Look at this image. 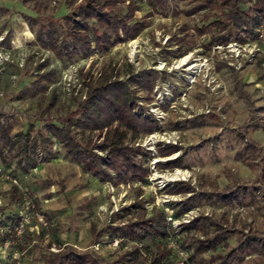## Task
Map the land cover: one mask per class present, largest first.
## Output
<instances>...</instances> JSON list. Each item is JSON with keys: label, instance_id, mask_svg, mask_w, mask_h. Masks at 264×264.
I'll list each match as a JSON object with an SVG mask.
<instances>
[{"label": "rangeland", "instance_id": "obj_1", "mask_svg": "<svg viewBox=\"0 0 264 264\" xmlns=\"http://www.w3.org/2000/svg\"><path fill=\"white\" fill-rule=\"evenodd\" d=\"M131 1L139 7L135 18L147 20L136 37L114 44L104 54L61 62L33 42L23 15L35 13L19 0H0L7 8L0 10V113L9 118L10 135L28 130L30 137L37 132L46 136L40 118H60L83 98L81 72L95 76L109 63L121 78L130 70L146 68L157 76L149 99L137 102L157 130L128 136L129 144L149 154L144 180L117 186L102 183L65 158L54 139L46 145L37 141L28 152L36 165L21 160L25 171L16 166L13 152L3 150L0 225L10 216H29L18 243L21 248H12L22 252L20 262L31 264L41 263L39 249L48 246L56 252L64 245L88 251L98 264H149L155 256L172 264H192L189 244L203 239V232L212 235L219 229L224 244L202 254V264H211V255L226 254L246 240H255L257 250L243 251L230 264H264V39L242 42L236 53L233 41L210 44L209 34L197 30L222 17L217 4L189 13L204 0H171L160 14L143 0ZM66 10L62 0H43L38 14L61 16ZM40 65L42 71L54 73L52 81L44 92L23 96ZM52 92L55 104L47 111ZM102 133L87 132L84 139L93 143ZM250 143L255 150L244 162L241 150ZM166 145L178 150L159 155L158 148ZM173 161L179 165L169 166ZM178 184L206 196L182 212L190 193L169 190ZM221 192H228L230 204L214 200ZM122 207L130 210L125 213ZM160 210L173 235L159 248L110 240L103 232L108 225Z\"/></svg>", "mask_w": 264, "mask_h": 264}, {"label": "trees", "instance_id": "obj_2", "mask_svg": "<svg viewBox=\"0 0 264 264\" xmlns=\"http://www.w3.org/2000/svg\"><path fill=\"white\" fill-rule=\"evenodd\" d=\"M23 6L31 9L35 15H23L33 32V42L42 49L49 50L56 59L67 62L75 57L87 58L95 54L106 53L114 44L126 42L136 37L147 25L144 18L137 19L134 12L138 5L131 0L120 5L121 0H62L67 8L61 16L40 15L43 0H19ZM151 10L164 13L171 0H143ZM211 4L221 8L222 17L210 21L206 26L197 28L200 33L209 34V43H224L236 41L239 43L255 40L256 32L264 22V0H204L192 7L189 13L204 9ZM0 6V10H6ZM34 74V79L23 88V96H34L42 93L52 81L54 73L50 70ZM84 96L78 101L73 111L56 118H40V132L30 137V131H17L10 135L8 116L0 113V160L6 162L3 150L13 152L16 166L25 171V160L30 167L36 165V160L28 154L33 152L37 143L49 144L54 139L62 148L63 156L80 167L94 179L117 186L132 181H142L147 175L146 163L149 154L137 145L128 143V136L134 138L157 130L155 122L137 105L139 100H148L154 82L157 78L153 69L146 68L136 72L130 70L124 78L115 71L113 65H103L97 75L89 71L80 73ZM239 83V82H238ZM239 96L246 103L248 98L239 89ZM45 110H50L55 104V95L49 96ZM138 108V110H136ZM30 130V129H29ZM103 132L100 140L90 143L84 139L85 133ZM178 148L166 145L158 148L161 156L169 155ZM254 146L244 145L241 157L246 162L249 152ZM239 151L237 154L240 155ZM242 155V154H241ZM169 166H178L176 161ZM175 193H190L181 207L184 212L188 205L197 201L198 197L206 196L202 192L194 193L189 185L178 184L169 188ZM13 193L16 188L13 187ZM20 196V194L18 195ZM214 200L223 204L231 203L228 192L215 193ZM208 198V197H207ZM209 198L210 195H209ZM135 208V204L132 205ZM129 207L120 211L128 212ZM175 214H178L177 211ZM14 216L2 221L11 222ZM1 220V219H0ZM108 238L136 242L139 246L152 244L159 248L162 240L171 237L172 231L166 225L164 213L160 210L149 215L143 214L118 224L108 225L104 231ZM221 229L212 235L203 232L204 238L189 244V259L192 264H202V254L224 244ZM1 240V239H0ZM21 248V245H16ZM255 240H246L226 254L210 256L211 264H230L234 257L243 251L257 250ZM48 246L39 249L42 264H98L88 251L77 250L71 245L59 247L56 252L49 251ZM47 249V250H46ZM209 262V263H210ZM172 264V261H160L157 256L149 264Z\"/></svg>", "mask_w": 264, "mask_h": 264}, {"label": "built area", "instance_id": "obj_3", "mask_svg": "<svg viewBox=\"0 0 264 264\" xmlns=\"http://www.w3.org/2000/svg\"><path fill=\"white\" fill-rule=\"evenodd\" d=\"M256 39H264V30L259 27L256 32ZM236 53L239 51L240 48V43L236 44V42H232ZM1 171H4V169L0 168V173ZM7 177V175H6ZM14 183L15 180H13ZM30 219L28 215H17L14 216L11 220V222L6 221L2 225H0V253H1V259H0V264H19L20 263V256L22 254L21 251H18L16 248H12L13 246H16L24 233L25 227L29 224ZM11 255L10 257H7L5 253L11 250ZM51 251H53L52 247H49Z\"/></svg>", "mask_w": 264, "mask_h": 264}, {"label": "crops", "instance_id": "obj_4", "mask_svg": "<svg viewBox=\"0 0 264 264\" xmlns=\"http://www.w3.org/2000/svg\"><path fill=\"white\" fill-rule=\"evenodd\" d=\"M24 31H22L21 33H23ZM21 33H19V34H21ZM0 255H1V253H0ZM1 257V256H0ZM19 264H31L30 262H28V261H22V262H20ZM40 264H42V261H41V263Z\"/></svg>", "mask_w": 264, "mask_h": 264}]
</instances>
